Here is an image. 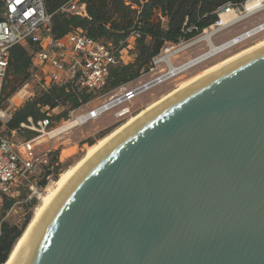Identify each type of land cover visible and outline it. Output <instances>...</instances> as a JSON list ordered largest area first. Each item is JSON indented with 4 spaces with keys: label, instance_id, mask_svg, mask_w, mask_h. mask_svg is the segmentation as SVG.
<instances>
[{
    "label": "water",
    "instance_id": "1",
    "mask_svg": "<svg viewBox=\"0 0 264 264\" xmlns=\"http://www.w3.org/2000/svg\"><path fill=\"white\" fill-rule=\"evenodd\" d=\"M13 264H264V50L112 135L51 194Z\"/></svg>",
    "mask_w": 264,
    "mask_h": 264
},
{
    "label": "built area",
    "instance_id": "2",
    "mask_svg": "<svg viewBox=\"0 0 264 264\" xmlns=\"http://www.w3.org/2000/svg\"><path fill=\"white\" fill-rule=\"evenodd\" d=\"M0 1L2 4L0 10V90L8 73L10 49L14 46H21L31 57L26 81L0 106L1 127H6L12 114L25 102L48 94L52 87L74 92L79 98L82 93L90 95L89 98L101 99L107 96V101L104 103L117 102V104L126 103V105L131 103L136 95L143 92L141 87L145 84L134 88L122 85L106 91L110 70L120 63L124 48L119 49L110 43L93 39L81 29H74L60 37L53 34L51 19L54 14L88 18L85 6L80 0H67L54 14L46 12L43 0ZM223 10H231L240 20L225 26V20L220 13ZM214 13L217 20L209 27L217 29L223 27L221 31L246 23L248 20H254V23H251L249 27H244L242 32L237 34L239 36L264 26V0L229 2L219 7ZM193 30H197V27L192 25L186 31ZM136 37L137 35L132 33L126 39V46L130 47L129 40L136 39ZM180 42L184 40L181 39ZM19 91H24L21 101H12ZM80 103L79 109L70 112L68 121L86 115L89 111H91V117L84 120L83 124L102 116L103 112L95 114L94 110L105 105L104 103L84 114L80 112L83 106L81 100ZM128 109L130 108L125 111ZM40 110L45 114L44 118L33 121L29 117L26 122L19 125L17 130L11 131L15 134L16 131L28 129L35 132L37 137L15 142L0 130V193L10 197H19L24 194L26 204L39 201L47 188V180L56 176L54 165L48 162L50 151L39 149L41 139L52 132H48L52 124L48 114L49 107H41ZM130 113L131 111L128 114Z\"/></svg>",
    "mask_w": 264,
    "mask_h": 264
},
{
    "label": "trees",
    "instance_id": "3",
    "mask_svg": "<svg viewBox=\"0 0 264 264\" xmlns=\"http://www.w3.org/2000/svg\"><path fill=\"white\" fill-rule=\"evenodd\" d=\"M48 14L55 11L67 0H43ZM85 6L88 18L54 14L51 19L52 32L60 37L74 29L83 30L87 36L112 44L119 49L126 45V39L133 33L135 39V62L126 66L119 64L110 70L106 90L124 85L150 68V63L158 56L167 44L176 45L181 39L189 41L198 36L204 29L212 25L217 16L214 13L226 3H240L242 0H80ZM133 3L138 9H133ZM0 1V10H1ZM186 23V25H184ZM197 30L187 32L190 26ZM183 30V31H182ZM185 32V33H184ZM31 57L21 46H14L9 53L8 73L0 90V106L11 97L26 81ZM90 95L82 93L80 98L74 92H66L64 88L52 87L45 94L26 102L17 109L6 125L7 131L17 130L19 125L31 117L37 121L45 117L41 107L53 110L62 105H70V110L77 109L86 103ZM80 99V100H79ZM64 123V122H63ZM1 129V125H0ZM35 132H28L29 136ZM45 184V182H43ZM3 212L12 205L2 197ZM36 202L29 203L32 206ZM28 216L22 227H0V264H3L14 243L27 226Z\"/></svg>",
    "mask_w": 264,
    "mask_h": 264
},
{
    "label": "rangeland",
    "instance_id": "4",
    "mask_svg": "<svg viewBox=\"0 0 264 264\" xmlns=\"http://www.w3.org/2000/svg\"><path fill=\"white\" fill-rule=\"evenodd\" d=\"M132 8L138 9L135 3H133ZM251 23H254V20H248L246 23L239 24L235 27H232L230 29L221 31L213 35L212 43L215 45H221L222 43L229 41L230 39L236 37L237 34L242 32L244 27L246 26L249 27ZM202 32L198 36H196L195 38L189 41H184L182 43L180 42L176 45L169 44L166 45L165 48L176 49L179 46L185 45L193 41L194 39L198 38L199 36L202 35ZM263 40H264V31L254 35L253 37L247 39L246 41H243L231 47L230 49L224 52L219 53L218 55L210 59L201 62L200 64L166 81L164 80V82L162 81L163 83L161 84H157L151 88H148L147 90H144L143 92L136 95L134 99L131 101V103L127 104L130 108L131 113L126 116L118 117V112H120V110L123 107H128L126 103H123L115 108L103 112L101 114L102 115L101 117H98L96 119L94 118L93 120H89L84 124L76 125L73 128H70L67 131L62 132L60 135H57L53 138H49L47 135H45L41 139L42 142L40 144L39 149L50 151L48 162L54 165L56 172L55 177L51 178L50 180H47L46 187H48L49 185L53 184V182L60 179L62 174L70 166L76 163L87 152L89 148H91L94 144H96L100 139L106 137L116 128L121 127L131 117L138 115L142 110V108H144L146 105L159 99L164 94L188 83L197 73L204 71L205 69L209 68L214 64L221 63L224 59L234 54H240L243 51L247 50L248 48L256 46L258 43H260V41ZM129 42L131 44L130 47L126 45L123 47L124 49L121 53L122 59L120 60L119 66H126L135 62V54H134L135 39H130ZM207 50H208V46L205 42L198 43L186 49L185 51L175 55L172 59L173 64L175 66H180L186 63L187 61L199 55H202ZM162 55H164V50L151 61L150 68L147 71L141 72L139 77L124 85L128 88H134L146 84L147 82L152 81L165 74L168 71V67L166 63L164 62L156 63L157 58L159 59ZM106 97L105 98L102 97L101 99L89 98L86 103H83L80 112H83L82 114H84L89 110H91L92 108L98 106L99 104L106 102L107 101ZM69 107L70 105H62L59 106L58 108L48 111V114L50 115V121L52 122L50 128L48 129V132L69 122L68 120L70 119V112L73 111L70 110ZM77 109H79V107ZM0 130L1 132H3L5 136L11 138L15 142H21L24 140L37 137V134L35 133V135L29 136L28 138V132H33L28 129L16 131L15 134H12L11 131H7L4 127H1ZM2 197L3 194L0 193V227L3 224H7L8 226L22 227L26 218L28 216L31 218L33 209L40 201L39 200L32 206H29V204H26L24 202L25 200L24 194L19 197L5 196L6 202L12 201V205L7 211L3 212L2 208L4 206V203Z\"/></svg>",
    "mask_w": 264,
    "mask_h": 264
},
{
    "label": "bare ground",
    "instance_id": "5",
    "mask_svg": "<svg viewBox=\"0 0 264 264\" xmlns=\"http://www.w3.org/2000/svg\"><path fill=\"white\" fill-rule=\"evenodd\" d=\"M222 17L225 20V26H228L230 24H233L234 22H237L240 20L239 17H236L234 12H232L231 10L226 11L223 10L220 12ZM224 28H216V27H208L206 29L203 30L202 35L199 36L198 38L194 39L193 41L179 46L178 48H174V49H168L165 48L164 49V55H162L158 60L157 63L160 62H164L166 63L167 67H168V71L162 75L161 79L155 84H161L164 82V80H168L198 64H200L201 62L210 59L216 55H218L221 52H224L228 49H230L231 47L246 41L247 39L253 37L256 34H259L261 32L264 31V26H262L261 28H257L254 30H250L247 31L246 33L242 34V35H237L236 37L230 39L229 41L222 43L221 45H215L212 43V37L213 35H215L217 32H220L221 30H223ZM201 42H205L208 46V50L205 51L202 55H199L189 61H187L186 63L180 65V66H175L173 64V57L183 51H185L186 49L201 43ZM264 50V40L260 41V43H258L256 46H253L251 48H248L247 50L243 51L240 54H234L226 59H224L221 63L219 64H214L212 66H210L209 68L205 69L204 71H201L199 73H197L191 81H189L188 83L184 84L183 86L176 88L166 94H164L163 96H161L159 99L155 100L154 102L146 105L144 108H142V110L140 111V113L134 117H131L125 124H123L121 127L116 128L114 131H112L110 134H108L106 137L100 139L96 144H94L91 148H89L87 150V152L76 162L74 163L72 166H70L61 176L60 179H58L57 181L53 182V184L49 185L44 194L40 197V201L39 203L35 206V208L33 209L32 212V216L26 226V229L24 230V232L21 234V236L19 237V239L17 240L13 250L11 251V254L7 260V262L5 264H13L18 248L20 246V243L23 239V237L25 236L26 232L28 231L30 225L32 224L33 220L35 219L37 213L39 212V210L42 208V206L45 204V202L48 200V198L51 196V194L55 191V189L64 181V179L75 169L79 168L91 155L92 153H94L95 151L99 150L102 145L112 136L114 135L117 131H119L123 126H125L127 123L135 120L136 118L144 115L145 113L153 110L154 108H156L157 106H159L160 104H162L163 102H165L166 100H168V98H171L172 96L179 94L180 92H182L183 90H187V88H190L192 85H197L198 83L214 76L217 72H220L222 70L227 69L228 67L240 62L241 60H244L246 58H248L249 56L255 54L256 52L262 51ZM168 74V75H167ZM164 76V78H163ZM158 77V78H160ZM157 79V78H156ZM163 81V82H162ZM150 82V81H149ZM148 83V82H147ZM154 85V86H155ZM153 87V86H152ZM151 88V87H149ZM148 89V88H147ZM146 89V90H147ZM24 95V91H19L12 99V101H17L20 102L21 98ZM16 99V100H15ZM123 104V103H122ZM121 104H117V102H109L106 103L105 105H102L99 109L94 110L95 114H99L100 112H105L108 111L112 108H115L117 106H119ZM127 108L129 107H123L120 110V114H118V117H123L126 116V114H128L130 112V109H128V111H125ZM124 111V112H122ZM91 111H89L88 113H86V115H83L81 117H77L76 119H71L69 122L63 124L62 126L53 129L52 132L49 134V138H53L57 135H60L62 132L67 131L70 128H73L76 125H80L83 124L84 120L88 119V117H91Z\"/></svg>",
    "mask_w": 264,
    "mask_h": 264
}]
</instances>
